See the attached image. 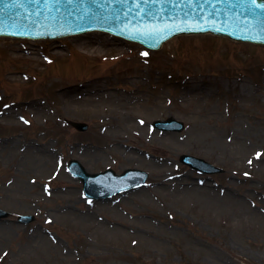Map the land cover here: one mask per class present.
I'll list each match as a JSON object with an SVG mask.
<instances>
[{"label":"rangeland","instance_id":"1","mask_svg":"<svg viewBox=\"0 0 264 264\" xmlns=\"http://www.w3.org/2000/svg\"><path fill=\"white\" fill-rule=\"evenodd\" d=\"M83 33L95 41L107 35L122 51L91 53L78 33L0 36V113L17 106L26 121L0 120V207L11 212L0 219V264H264V45L208 33L150 50L106 30ZM21 48L41 60L14 59ZM86 90L100 98L81 99ZM36 106L42 124L32 117ZM100 108L113 117L140 114L150 131H103L93 110ZM171 116L185 123L182 132L152 124ZM183 153L225 172L200 175L180 162ZM70 159L89 172L145 170L147 185L88 199ZM20 214L36 219L24 224ZM126 222L149 243L100 233Z\"/></svg>","mask_w":264,"mask_h":264},{"label":"water","instance_id":"2","mask_svg":"<svg viewBox=\"0 0 264 264\" xmlns=\"http://www.w3.org/2000/svg\"><path fill=\"white\" fill-rule=\"evenodd\" d=\"M257 5L251 0H0V34L52 37L102 28L159 48L165 40L180 33L213 31L264 43V0H257ZM72 124L80 130L88 128L86 123ZM160 126L183 128L182 123L172 118ZM196 160L200 165L206 164L202 159ZM207 165L213 171L217 169ZM70 168L84 181L87 193L95 196L138 187L147 177L136 170L121 177L114 176L112 171L91 174L77 160L71 161ZM140 173L141 177L133 176ZM99 181H107L109 185ZM9 214L0 209V219ZM18 220L29 223L34 216L20 215Z\"/></svg>","mask_w":264,"mask_h":264},{"label":"bare ground","instance_id":"3","mask_svg":"<svg viewBox=\"0 0 264 264\" xmlns=\"http://www.w3.org/2000/svg\"><path fill=\"white\" fill-rule=\"evenodd\" d=\"M75 37L77 38L78 41H80L79 42L80 47L85 48L86 50H88L91 53H102V52H104V49H106L108 46H111L112 48H116L119 51H122L121 47H116V45L115 46L110 45L111 40H108L109 37L107 35L102 34L100 38H97V41L94 40L96 37V35H94V34L88 35L85 33H78V35H75ZM33 50H34V48H30V49L21 48L22 53L13 54L12 57L14 59L26 58V59H29L32 61H34V60L40 61L41 60L40 57L33 55V53H35V52H33ZM59 52H61V51H59ZM11 79H13V81L18 80V79L24 80L23 78L19 77L18 75L12 76ZM251 88L252 87H250V85H248L246 82L243 83V89L244 90L251 89ZM91 93H94V91H92V90L87 91L86 90L83 92V94L80 98L84 99V100H88V101H93L94 99L100 98V96L94 95ZM110 96H111V94H108L107 96H105V99L107 100V98H109ZM68 97H70L69 98L70 101L75 100V97H71L70 95H68ZM63 103H65V101ZM16 108H17V106H12V105L6 106L3 109V111L0 113L1 123L6 124V125H14V126L26 124V122L20 118L19 114H17ZM93 110L98 112V119L100 121L99 124H100V127L103 129V131L105 129L113 130L114 128H119L120 126L121 127H123V126L124 127L137 126V127H142L143 130L150 131L148 128L149 127L148 121L145 118H143V116L140 114H133V115H131V114L121 115L120 114V117H113V116L108 114V112L106 111V108L104 110L101 109L99 111L97 109H93ZM115 110H113V111H115ZM31 111H32V117L35 121V124H42V120H43L42 112L44 111V108H42L40 106H36ZM106 132L107 131H105V133ZM108 133H109V131H108ZM108 133H106V135ZM106 137H109V135ZM159 142H160V144L162 143L161 141H159ZM111 143H114V142H111ZM159 146L162 147L161 145H159ZM56 169H58V168H56ZM55 172L59 175L62 174L60 168L58 170H56ZM136 229H137V227L133 226L129 222H126L123 224L122 223L113 224L112 226H110V228L105 229V232H107V233H105L103 229L101 230L100 233L103 235H106V236L110 235V237L114 240H119V241L120 240H127V239L133 237L135 243H137L138 241H141V240H143V241L145 240V241H147L146 243H149V239L145 235L146 233L142 232L141 230L138 231ZM149 236L152 238L153 235L149 234Z\"/></svg>","mask_w":264,"mask_h":264},{"label":"snow or ice","instance_id":"4","mask_svg":"<svg viewBox=\"0 0 264 264\" xmlns=\"http://www.w3.org/2000/svg\"><path fill=\"white\" fill-rule=\"evenodd\" d=\"M71 2V0H70ZM252 4L256 5L257 7H259V5H257V0H251ZM261 154H257V156L259 157ZM247 175V174H246Z\"/></svg>","mask_w":264,"mask_h":264}]
</instances>
